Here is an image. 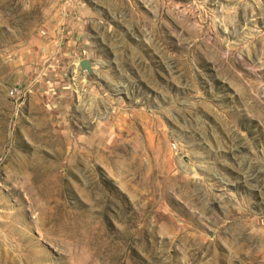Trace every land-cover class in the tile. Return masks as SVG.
<instances>
[{
	"label": "rangeland",
	"instance_id": "obj_1",
	"mask_svg": "<svg viewBox=\"0 0 264 264\" xmlns=\"http://www.w3.org/2000/svg\"><path fill=\"white\" fill-rule=\"evenodd\" d=\"M0 264H264V0H0Z\"/></svg>",
	"mask_w": 264,
	"mask_h": 264
},
{
	"label": "water",
	"instance_id": "obj_2",
	"mask_svg": "<svg viewBox=\"0 0 264 264\" xmlns=\"http://www.w3.org/2000/svg\"><path fill=\"white\" fill-rule=\"evenodd\" d=\"M80 65H81V67H82L83 69H86V68L88 69V68L91 67L90 61L87 60V59L82 60V61L80 62Z\"/></svg>",
	"mask_w": 264,
	"mask_h": 264
},
{
	"label": "built area",
	"instance_id": "obj_3",
	"mask_svg": "<svg viewBox=\"0 0 264 264\" xmlns=\"http://www.w3.org/2000/svg\"><path fill=\"white\" fill-rule=\"evenodd\" d=\"M12 94L14 95V92H12Z\"/></svg>",
	"mask_w": 264,
	"mask_h": 264
}]
</instances>
